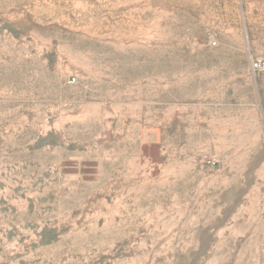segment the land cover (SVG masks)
<instances>
[{
  "label": "rangeland",
  "instance_id": "1",
  "mask_svg": "<svg viewBox=\"0 0 264 264\" xmlns=\"http://www.w3.org/2000/svg\"><path fill=\"white\" fill-rule=\"evenodd\" d=\"M0 264H264V0H0Z\"/></svg>",
  "mask_w": 264,
  "mask_h": 264
},
{
  "label": "built area",
  "instance_id": "2",
  "mask_svg": "<svg viewBox=\"0 0 264 264\" xmlns=\"http://www.w3.org/2000/svg\"><path fill=\"white\" fill-rule=\"evenodd\" d=\"M256 67V66H255ZM72 83H74V80H71Z\"/></svg>",
  "mask_w": 264,
  "mask_h": 264
},
{
  "label": "bare ground",
  "instance_id": "3",
  "mask_svg": "<svg viewBox=\"0 0 264 264\" xmlns=\"http://www.w3.org/2000/svg\"><path fill=\"white\" fill-rule=\"evenodd\" d=\"M72 84V82H70Z\"/></svg>",
  "mask_w": 264,
  "mask_h": 264
}]
</instances>
